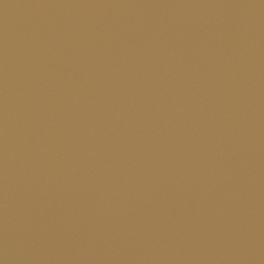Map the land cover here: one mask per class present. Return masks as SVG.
Listing matches in <instances>:
<instances>
[{"label": "water", "instance_id": "obj_1", "mask_svg": "<svg viewBox=\"0 0 264 264\" xmlns=\"http://www.w3.org/2000/svg\"><path fill=\"white\" fill-rule=\"evenodd\" d=\"M0 264H264V0H0Z\"/></svg>", "mask_w": 264, "mask_h": 264}]
</instances>
